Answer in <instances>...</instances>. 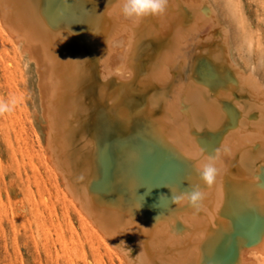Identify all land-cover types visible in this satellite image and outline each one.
I'll use <instances>...</instances> for the list:
<instances>
[{
  "label": "bare ground",
  "instance_id": "obj_1",
  "mask_svg": "<svg viewBox=\"0 0 264 264\" xmlns=\"http://www.w3.org/2000/svg\"><path fill=\"white\" fill-rule=\"evenodd\" d=\"M215 2L167 0L161 14L126 18L120 0H95L76 25L52 24L33 0H0L4 34L32 81L42 159L90 243L100 240L119 264H264V85L245 68ZM154 41L160 53L148 47ZM140 50L149 59L141 77ZM203 52L234 82L213 87L211 65L194 61ZM107 100L106 120L87 136L91 109ZM133 127L145 139L105 150L102 187L112 196L103 197L94 188L103 133L117 138ZM210 136L217 143L208 149ZM211 157L218 174L209 186L198 168ZM193 186L198 207L186 196Z\"/></svg>",
  "mask_w": 264,
  "mask_h": 264
},
{
  "label": "rangeland",
  "instance_id": "obj_2",
  "mask_svg": "<svg viewBox=\"0 0 264 264\" xmlns=\"http://www.w3.org/2000/svg\"><path fill=\"white\" fill-rule=\"evenodd\" d=\"M98 1L106 6L114 0ZM33 2L52 24L61 20L78 25L80 19L90 13L91 3L93 4L95 0H33ZM215 4L217 10L220 8L219 5L223 8L217 12L225 13L222 15L224 17L220 16V12L218 14L220 18L226 20L225 23L231 32V41L236 44L241 41L238 44L239 48H242L240 53L245 68L253 71L264 85V0H216ZM239 36L244 37V40ZM8 38L9 36L4 34L1 26L0 104L14 101V106L10 112H0V264H119L114 256L105 253L100 240L92 239L94 244L90 243L87 230L82 227L74 209L66 199L63 200L61 187L42 159L43 139H39L38 129L30 113L34 96L32 81L23 72L20 55L15 46L10 43L11 39ZM168 41L165 38L163 43L166 45ZM148 47H152L156 54L160 53V44L157 42H152ZM140 51V56L136 57L133 65L137 75L141 77L142 70L149 66V59L141 56L143 51ZM200 59L208 61L212 67L213 73H209L212 77L210 76L208 81L213 87L217 85L225 87L234 82L230 72L226 69L223 71L218 69L211 62L207 52L200 53L194 61ZM131 82L134 87L139 85L134 79ZM123 85V82L119 83L116 78L110 79V86L122 88V93L125 92ZM245 95L238 92V97L242 101L246 100L247 95ZM107 103H109L108 100L91 109L90 117L85 125L87 136H91L100 122H104L110 111L107 109ZM128 133L133 135H126ZM103 134L104 143L100 147V172L94 179V188H99L103 197H110L111 191L103 190L102 187L105 172L109 171V168L111 170V162H106L105 154L108 150H113L116 143L120 145H124L126 141L136 143L145 138L138 135L134 127L132 131L120 134L117 138L111 137L110 134V136L106 135L105 132ZM106 137L109 141H106ZM210 137H207L206 148L208 149L213 148L217 143V138L213 140V137ZM154 153L155 151L149 150L144 155V158L150 162L149 165L155 161ZM149 165L144 161L143 172L151 169L152 166L148 167ZM125 197L129 199L130 195ZM233 235L236 237L237 232Z\"/></svg>",
  "mask_w": 264,
  "mask_h": 264
},
{
  "label": "clouds",
  "instance_id": "obj_3",
  "mask_svg": "<svg viewBox=\"0 0 264 264\" xmlns=\"http://www.w3.org/2000/svg\"><path fill=\"white\" fill-rule=\"evenodd\" d=\"M167 0H120V12L126 18H141L149 15H158L164 12ZM14 101L0 104V112H10ZM199 179L204 185H212L218 174L216 157L209 158L208 162L198 168ZM188 201L193 207H198L201 200V191L193 186L186 193Z\"/></svg>",
  "mask_w": 264,
  "mask_h": 264
}]
</instances>
